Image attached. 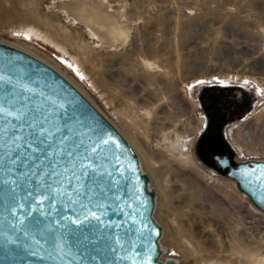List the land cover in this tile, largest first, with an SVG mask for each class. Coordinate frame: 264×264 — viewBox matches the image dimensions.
I'll return each instance as SVG.
<instances>
[{
  "label": "rangeland",
  "instance_id": "rangeland-1",
  "mask_svg": "<svg viewBox=\"0 0 264 264\" xmlns=\"http://www.w3.org/2000/svg\"><path fill=\"white\" fill-rule=\"evenodd\" d=\"M0 43L51 66L129 144L160 260L264 264V214L211 159H264V0H0Z\"/></svg>",
  "mask_w": 264,
  "mask_h": 264
},
{
  "label": "water",
  "instance_id": "water-1",
  "mask_svg": "<svg viewBox=\"0 0 264 264\" xmlns=\"http://www.w3.org/2000/svg\"><path fill=\"white\" fill-rule=\"evenodd\" d=\"M0 109V264H177L134 152L69 81L0 43ZM212 159L264 214V159Z\"/></svg>",
  "mask_w": 264,
  "mask_h": 264
},
{
  "label": "flooded vegetation",
  "instance_id": "flooded-vegetation-1",
  "mask_svg": "<svg viewBox=\"0 0 264 264\" xmlns=\"http://www.w3.org/2000/svg\"><path fill=\"white\" fill-rule=\"evenodd\" d=\"M227 138H228V140L231 142V144H233V146L235 147L236 151H237V152H240L239 149L237 148V146L234 144V141H233V139L231 138V136L229 137V136L227 135ZM212 156H213V155H212ZM211 159H212V158H211ZM212 164H213V167H215L217 170H219V169L215 166V162L213 161V159H212Z\"/></svg>",
  "mask_w": 264,
  "mask_h": 264
},
{
  "label": "trees",
  "instance_id": "trees-1",
  "mask_svg": "<svg viewBox=\"0 0 264 264\" xmlns=\"http://www.w3.org/2000/svg\"><path fill=\"white\" fill-rule=\"evenodd\" d=\"M224 151H226L227 156L229 157L231 164L234 165L235 163L231 161V158H230L231 155H230V152H229L228 148H227V147H224ZM213 155H214V154H213ZM211 157H212V155H211ZM209 164H211V162H209ZM219 171H221L222 173H223V172L225 173V170H219Z\"/></svg>",
  "mask_w": 264,
  "mask_h": 264
},
{
  "label": "bare ground",
  "instance_id": "bare-ground-1",
  "mask_svg": "<svg viewBox=\"0 0 264 264\" xmlns=\"http://www.w3.org/2000/svg\"><path fill=\"white\" fill-rule=\"evenodd\" d=\"M251 88H252V87H251ZM244 144H246V143H244ZM246 145H247V144H246ZM237 148L239 149V151H242V150H241V146L238 145ZM243 150H244V149H243ZM140 170H142L141 167H140ZM142 171H143V170H142Z\"/></svg>",
  "mask_w": 264,
  "mask_h": 264
},
{
  "label": "snow or ice",
  "instance_id": "snow-or-ice-1",
  "mask_svg": "<svg viewBox=\"0 0 264 264\" xmlns=\"http://www.w3.org/2000/svg\"><path fill=\"white\" fill-rule=\"evenodd\" d=\"M3 110L2 109H0V112H2Z\"/></svg>",
  "mask_w": 264,
  "mask_h": 264
},
{
  "label": "built area",
  "instance_id": "built-area-1",
  "mask_svg": "<svg viewBox=\"0 0 264 264\" xmlns=\"http://www.w3.org/2000/svg\"><path fill=\"white\" fill-rule=\"evenodd\" d=\"M258 160V159H257Z\"/></svg>",
  "mask_w": 264,
  "mask_h": 264
}]
</instances>
